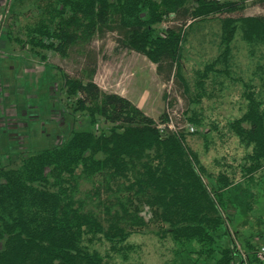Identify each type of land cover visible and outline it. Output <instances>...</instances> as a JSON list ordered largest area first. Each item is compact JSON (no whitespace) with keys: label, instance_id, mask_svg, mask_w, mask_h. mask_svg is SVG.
<instances>
[{"label":"trees","instance_id":"obj_1","mask_svg":"<svg viewBox=\"0 0 264 264\" xmlns=\"http://www.w3.org/2000/svg\"><path fill=\"white\" fill-rule=\"evenodd\" d=\"M12 2V23L5 29L10 43L41 57L42 51L82 57L76 77L63 75L62 90L74 102L69 115L85 113L91 129L70 126L54 147L20 154L18 163H0V264H103L90 248L95 238L122 244L149 226L194 264H231L225 219L238 215L229 206L233 189L244 191L247 216L264 197V14L243 15L248 4L264 8V0H36L42 18L34 27L18 26L22 39L12 31L19 19L13 7L23 0ZM170 19L171 26L158 29ZM212 26L215 33L208 31ZM107 31L118 34L117 47L144 56L159 70L182 61L189 33L196 46L207 41L217 49L205 71L239 84L246 103L241 117L226 126L245 151L240 165L207 171L182 134H162L130 101L94 83L97 61L90 44ZM239 54L250 68L236 63ZM178 86L193 104L183 80ZM188 120L195 127L191 135L210 131L197 114ZM224 159L237 161L235 154ZM259 233L241 238L234 231V239L252 252ZM249 264L264 262L251 256Z\"/></svg>","mask_w":264,"mask_h":264},{"label":"rangeland","instance_id":"obj_2","mask_svg":"<svg viewBox=\"0 0 264 264\" xmlns=\"http://www.w3.org/2000/svg\"><path fill=\"white\" fill-rule=\"evenodd\" d=\"M12 1L14 0H0L1 18L5 14L6 7L9 11L13 6ZM35 2L36 0H23V3L15 4L13 7L14 11H19V19L17 27L12 32L20 39L23 37L18 34L19 27L22 29L34 27L38 19L42 18L44 11L39 10ZM8 11L7 25L12 23L9 20ZM23 13L27 15L21 16ZM262 14H264V8L259 4H248L243 13L246 17ZM236 16L240 14L233 15V17ZM44 19L47 18L44 17ZM173 22L172 19L167 22L164 20L158 29L163 30L166 26H171ZM208 31L215 33V26ZM117 38L118 34L107 31L95 35L90 44V50L95 54L97 61L96 82L104 89V92L122 93L141 111H146L147 114H144L157 125L168 121L175 129L174 134H182L186 138L187 146L196 154L200 164L207 171H217L219 166L226 163L234 168L240 165V157L245 154V151L239 146L237 140L226 132V126L241 117L246 103L240 97L242 88L239 84H232L227 78L212 74L211 69L208 72L205 71V68L212 64L216 54L218 55L217 49L209 46L207 41L203 47L196 46L189 33L182 45V61L173 65L172 68L163 65L159 70L144 56L117 47ZM54 42L58 46V42ZM13 46L14 49L4 51L5 53H1L0 57L4 58L5 54L12 57L18 56L23 61L16 59L17 63L32 61L44 67L45 71L34 76V85H24L25 91H32L34 97L25 96V103L28 102L21 108L17 109L14 102H10L9 105H6L5 101L3 103L2 96L7 95L8 91L4 86L0 88V163L4 165L15 163V161L18 163L16 158L20 154L25 155L54 147L63 137H66V130L70 126H73V130L91 129L85 113L75 112L72 116L69 115L71 113L69 105L74 102L64 99L62 90L63 75L76 77L83 65L82 57L73 53L68 56V52L67 57H63L57 52L42 51L40 54L45 58L42 60L43 56L34 55L28 47L21 50L17 44ZM243 56L239 54V61L236 63L250 68L252 64L245 61ZM23 64L18 65L20 71ZM14 68V64L10 63L8 70H14ZM214 69H221V66H215ZM231 70L234 74V67ZM9 75L12 77L13 73ZM2 80L0 78V85L3 84ZM180 80L186 84L192 100L195 101L193 104L189 96L187 97L184 90L178 86ZM61 100H65V103ZM63 103L66 113L62 118ZM162 114L167 119L161 121L159 118ZM192 114L202 117L203 130L210 131L205 132V135H191L187 126L192 125L188 120V116ZM98 121V128H104L102 120ZM212 124L216 126V129ZM232 154L237 157V161H234L235 165L230 164V160L224 159V155ZM236 187L231 194L234 201L229 206L238 208V215L233 220L225 219L226 230L232 241L235 238L234 231L242 227L241 238L260 232V238L253 237L256 238L255 244L260 245L264 241V197H260L255 202V207L246 216L244 213L247 198L244 191ZM229 213L233 215L234 210H230ZM142 215L145 220L149 219L146 210H143ZM258 218H261V224L256 223ZM156 231L157 227L149 226L142 234H134L125 243L117 245L95 238L90 248L100 254L103 264H172L175 262L194 264L191 260L193 257L190 256L191 259H189L184 255L180 256L175 243L169 238L163 239ZM225 241L227 243V240Z\"/></svg>","mask_w":264,"mask_h":264},{"label":"crops","instance_id":"obj_3","mask_svg":"<svg viewBox=\"0 0 264 264\" xmlns=\"http://www.w3.org/2000/svg\"><path fill=\"white\" fill-rule=\"evenodd\" d=\"M11 48L14 49L13 43H10L7 40L5 32H4L0 38V54L3 53L4 51L5 52L9 51ZM5 55L6 56L4 58L0 57V78L3 79L2 80L3 84L0 85V88L2 86H4V87H6V89L8 91L7 95L2 96L3 97V103L5 101L6 105H9V104H11L10 102H14V103H16V108L18 109V107L21 108L24 105H26V103L28 102L27 101L25 103L26 97H28V98L34 97V95H33L34 93H32V91H30V90L25 91L24 85L25 84L34 85V81H35L34 76L41 74L42 71L44 72L45 68L42 67L41 65L39 66L35 62L33 63L32 61H25V62H18L17 63V61H15L16 59H19L20 61H23V60L18 56L12 57L11 55H7V54H5ZM8 58H11L13 61L11 59H8ZM30 62L32 63L31 65L29 64ZM10 63L14 64V66H15L14 70H8ZM19 63L20 64L24 63L23 64L24 66H22L21 71H20V68H18ZM9 73H13V76L11 77L9 75ZM96 77L97 76L95 73V76L93 78L94 83L101 90L104 91V89H102V87L99 84H97ZM0 93H1V90H0ZM110 93L117 94V95L125 98V96L122 93H119V92L118 93L117 92H110ZM127 100H129V99H127ZM61 102H64V100L63 101L61 100ZM130 102L135 107H137L132 101H130ZM138 109H140V108H138ZM62 111H65L64 103H63ZM142 112L146 113V111H142ZM256 223H258L257 220H256ZM242 228L240 230H235V231L241 232Z\"/></svg>","mask_w":264,"mask_h":264},{"label":"built area","instance_id":"obj_4","mask_svg":"<svg viewBox=\"0 0 264 264\" xmlns=\"http://www.w3.org/2000/svg\"><path fill=\"white\" fill-rule=\"evenodd\" d=\"M7 11H8V7H6L4 16L2 18L0 17V38H1L2 34L5 32V29H6V14H7ZM64 114H65V111H62V118H63ZM60 117H61V115H60ZM156 126H157V129H159L162 134H165L167 131L175 133L174 132L175 129L168 123V121L166 123L161 122L160 125L156 124ZM187 127H188L187 130L190 133H193L195 131V127L194 126L189 125ZM60 142H61V140H60ZM233 255L235 256V258H234V261L231 264H249V258L251 256L256 258L260 262H264V242L261 243L257 247L256 250H254L252 252H247V251H245L243 249L241 244H239V242L236 241L233 238Z\"/></svg>","mask_w":264,"mask_h":264}]
</instances>
